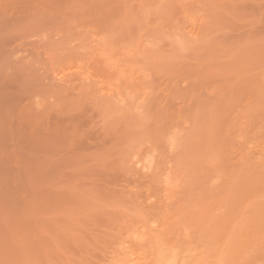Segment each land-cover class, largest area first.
Returning <instances> with one entry per match:
<instances>
[{"label": "rangeland", "instance_id": "1", "mask_svg": "<svg viewBox=\"0 0 264 264\" xmlns=\"http://www.w3.org/2000/svg\"><path fill=\"white\" fill-rule=\"evenodd\" d=\"M11 1L0 69L39 140L0 139V264H201L237 239L264 264V0Z\"/></svg>", "mask_w": 264, "mask_h": 264}, {"label": "bare ground", "instance_id": "2", "mask_svg": "<svg viewBox=\"0 0 264 264\" xmlns=\"http://www.w3.org/2000/svg\"><path fill=\"white\" fill-rule=\"evenodd\" d=\"M25 1H27V2L31 1L33 3V0H25ZM12 2H16V0L15 1H11V4L14 5L15 3L13 4ZM31 2H29V3H31ZM29 3H26L25 2V4H27V5ZM18 5L19 4L17 2V4L14 5V6L17 7ZM2 7L4 8V5L1 6L0 9ZM21 7H24L23 10H25V8L28 9L27 6L25 7V6L22 5ZM2 9H1L2 12L1 11L0 12L3 15L4 12H3ZM14 9H16V8H14ZM19 9H20V7H19ZM19 9H16L15 10L16 13L18 12L17 14L14 13L15 11L13 12L15 14L14 17H16V15H19V13L20 14L24 13L23 11H21V9H20V11H17ZM1 13H0V15H1ZM20 16L22 17V15H20ZM14 19H16V18H14ZM17 19L19 20V18H17ZM20 20H21V18H20ZM0 21H2L0 23V27L2 26V24H7V26H6L7 29H8V27H12L13 26L12 24H10L11 23L10 20H7L8 22L5 20V17L4 16H0ZM5 21H6V23H3ZM8 30H10V29H8ZM2 31H4V30H2ZM7 32L8 31H6V33ZM6 38L7 37H5V40H6ZM5 40L2 38V41H0L1 42L0 45H4L5 46L8 39L6 40V42H5ZM8 44H9V40H8ZM1 49H3V48H1ZM4 51L5 50H3V51L0 50V58H2L5 55V52ZM8 52H6V53L8 54ZM24 80H25V82H23ZM37 80L38 79H33L31 82H29V84H30L29 86H31V88L29 89V91L33 87H35V88H38V91H40V92L43 91L44 93H47V94H50V95L56 94L57 96H59V100H62L63 99V97H62V93H64L63 88L66 89V91H70V89L71 90L72 89L73 90L76 89V86H69L68 89H67V87H66L67 85L61 84V85H58V86H54V87L57 88V90L55 91L54 89H51L48 86L45 87L44 84H42L40 81H39V84H38L37 83ZM12 81H14L13 78L10 77V76H8V74L3 73L2 70L0 69V139L7 138V141H10L9 140L10 138H8V136H9V137H11V140H15L14 138L19 139V140H15V141H21V140H25V141H38L39 140V138H38V135H39L38 132H39V130H37L36 127L34 129H32L33 126H34L33 122H34L35 119L29 115V113L27 111V108L26 109L25 108L23 109L21 107H19V108L14 107V102H15L14 97L15 96H14V94L11 91L12 90L11 89V86L10 85H7V83L9 84ZM21 81L27 87L28 81H26V79H24V78H22ZM64 82H65V84L68 83V81H66V80ZM80 85H79L80 88L87 89V94L88 95H90V96H94V95L97 96L98 95V89L96 88V83H92L91 82V83H84V85H82V84H80ZM98 96H97V98H101V97H98ZM111 102H113V101H111L110 99H107L106 102L101 101L98 105H99L100 108L102 107L104 109ZM12 136H13V138H12ZM0 146H1V144H0ZM7 153H8V151H7ZM135 164L138 165L139 164V161L137 163H135ZM135 164H133V165L135 166ZM146 168H148L147 170H150L149 168L152 169L150 163L143 165L142 169L144 170ZM152 230H154V228H152V227H149V229L147 230V232L144 231V232L141 233L138 230L136 232H138L139 234L135 232L136 235H135V233H133L134 231H132L133 235H131V238H132L131 241L133 243H135L136 241H134L133 239L136 238V240L139 241V242H137L135 244L138 245L140 243L139 245L142 246V243L147 240L148 236H150L149 234H151V236L154 237L153 238L154 240L158 239V237H156V239H155V236H157V235H152V234H154V232L156 231V229L154 230V232ZM148 231L149 232L151 231L152 233H148ZM145 233H148V234H145ZM228 247H229L230 251L220 252V253L217 254V256L213 257L212 260H210V261H206L205 259L203 260V258L201 257V264H221V260L224 257H226L228 260H231L230 258H232V257L229 255V253H231V252L233 253V257L235 258V261H236V263L234 262V264H238L237 261H239L240 259H241V263L248 262L251 259L250 254L243 253L241 244H240V242H239L238 239H237V241L231 240L228 243ZM120 250H123V249H120ZM174 250H175L174 247H171V246H169L167 244L161 245L159 247V249L156 251V253L153 255L154 258L152 259L153 262L151 264H198V263L195 262V260H194L195 257H193V255H192L191 252H189V253L187 252L188 254L186 256V260H187V258H189V260H191V261H185V260H183L184 257L183 256L180 257V254L174 253L173 252ZM130 252H134V251L131 250V251H128V253L121 252V257L119 256L116 259H114V261H113L114 263L113 264H147L148 263V262L145 263L143 261V259H141L140 256L136 255L137 254V253H135L136 251L134 253H130ZM181 255H182V253H181ZM183 261H185V262H183Z\"/></svg>", "mask_w": 264, "mask_h": 264}]
</instances>
